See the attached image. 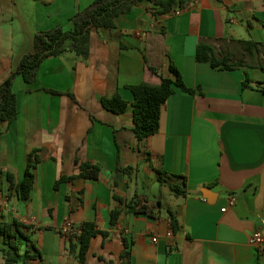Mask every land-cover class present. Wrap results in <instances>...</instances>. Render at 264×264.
Segmentation results:
<instances>
[{
	"label": "crops",
	"instance_id": "1",
	"mask_svg": "<svg viewBox=\"0 0 264 264\" xmlns=\"http://www.w3.org/2000/svg\"><path fill=\"white\" fill-rule=\"evenodd\" d=\"M93 1L0 0V84L34 52L37 32L71 30V18ZM153 11L143 2L116 18V28L93 29L86 60L66 52L45 59L34 83L16 77L18 115L11 125L0 124V169L18 184L33 150L41 161L27 201L0 175V216L31 227L22 232L35 248L19 238L21 255L27 249L41 255L15 264H79L59 231L87 221L110 234L91 240L86 264H121L124 238L131 264H264L251 243L254 233L264 236V92L256 85L264 84V70H220L196 58L201 42L233 59L245 57L240 41L264 42V0H194L159 18ZM171 63L195 93L176 88L162 106L158 133L139 142L129 86L152 79L148 65L173 78ZM247 74L252 82L243 88ZM116 93L129 103L123 114L101 104ZM119 153L123 167L138 168L131 176L116 172ZM76 159L100 164V177L63 182L56 191L61 176L80 173ZM160 170L185 175L187 196L161 184ZM115 192L146 203L157 217L123 213L111 226V211L122 207ZM169 210L181 225L176 234ZM3 248L0 234V264Z\"/></svg>",
	"mask_w": 264,
	"mask_h": 264
},
{
	"label": "trees",
	"instance_id": "2",
	"mask_svg": "<svg viewBox=\"0 0 264 264\" xmlns=\"http://www.w3.org/2000/svg\"><path fill=\"white\" fill-rule=\"evenodd\" d=\"M194 0H94L86 9L77 11L71 18L73 28L64 30L62 27H56L46 31H39L34 39V52L26 55L18 67L0 84V124L6 122L11 125L17 118V95L13 91V84L17 76H22L25 82L34 83L37 80L39 68L43 61L49 57H59L66 52H72L77 57L86 60L89 57L90 38L93 29H114L117 27L116 18L128 14L133 7L148 2L153 7V14L159 18L176 11L182 10L186 5ZM222 1V0H219ZM241 48L245 57L234 60L231 55H222L218 53L216 46L210 43L201 42L196 51V58L199 62L210 63L213 68L220 70H233L237 66H257L264 70V63L261 59V52L264 49V42L258 43L252 40L240 41ZM249 60V61H247ZM151 70L152 79L144 80L136 85L129 86L134 95L133 102V133L139 142L149 139L159 131L161 109L167 100L175 93L176 88L188 93H195V90L189 88L177 67L171 63L170 71L173 78L165 77L162 70L152 66H147ZM252 81L249 75L243 81V88H248ZM257 87L264 92V84L258 82ZM54 94H62L58 91H51ZM68 96L75 100L72 93ZM102 106L114 114H123L129 108V103L119 93L111 97L104 96L101 98ZM39 149L33 150L28 156L27 167L24 179L16 183L15 177L10 172H4L0 169V175L5 174L9 183V190L14 191L20 200L27 201L30 198L32 189L35 184V169L41 159L38 155ZM79 166L78 175H63L54 185L55 190L63 182H71L77 178L87 180H97L100 177L102 166L98 163L80 162L75 160ZM138 170L135 166H122L120 163V153L118 154L116 172L131 176ZM158 181L161 184L168 185L170 191L179 197L187 196L188 179L185 175L170 174L164 171L158 172ZM115 186L117 183L115 181ZM114 199L122 207L115 208L110 213V225L116 226L123 213H141L151 217H157L153 208L139 200L132 199L125 201L116 192ZM161 206V203H158ZM170 228L173 233H178L181 229L180 222L169 210ZM30 229L31 227L14 220L11 223L4 222L0 216V234L4 237V248L2 249L5 264H15L23 259H34L41 255L37 250L35 255L30 254L27 249L26 253L20 254L18 239L23 238L30 248H35L30 237L22 232V228ZM61 233V230L59 231ZM109 231L100 229L97 222H84L78 229L77 234L68 238V250L73 254L79 264H86V256L90 248L91 240L97 235L106 239ZM61 235H63L61 233ZM124 240L125 249L121 254V264H131V248L128 240Z\"/></svg>",
	"mask_w": 264,
	"mask_h": 264
},
{
	"label": "built area",
	"instance_id": "3",
	"mask_svg": "<svg viewBox=\"0 0 264 264\" xmlns=\"http://www.w3.org/2000/svg\"><path fill=\"white\" fill-rule=\"evenodd\" d=\"M175 13H179V11H176ZM234 203V198L230 199V205H232ZM226 208L223 209V211H225ZM78 229L74 227V225L71 222H67L62 228H61V233L63 234L64 237H66L67 239L70 236H73L75 234H77ZM153 241H157L156 238L153 239ZM251 243L253 244V246L258 249L259 252H261L262 254H264V236L262 234H260L259 232L254 233L252 238H251Z\"/></svg>",
	"mask_w": 264,
	"mask_h": 264
},
{
	"label": "rangeland",
	"instance_id": "4",
	"mask_svg": "<svg viewBox=\"0 0 264 264\" xmlns=\"http://www.w3.org/2000/svg\"><path fill=\"white\" fill-rule=\"evenodd\" d=\"M235 54H236V52H235ZM236 58H238V55H236V56L234 57V59H236ZM142 182H143V181H142ZM143 187H145V188L148 189L149 187H151V185H144V186H142V188H143Z\"/></svg>",
	"mask_w": 264,
	"mask_h": 264
}]
</instances>
